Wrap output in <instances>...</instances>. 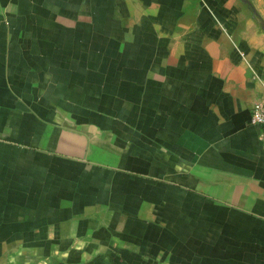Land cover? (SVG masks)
Here are the masks:
<instances>
[{"label":"crops","instance_id":"0c3cea01","mask_svg":"<svg viewBox=\"0 0 264 264\" xmlns=\"http://www.w3.org/2000/svg\"><path fill=\"white\" fill-rule=\"evenodd\" d=\"M260 0H0V264H264Z\"/></svg>","mask_w":264,"mask_h":264},{"label":"built area","instance_id":"2783aa9c","mask_svg":"<svg viewBox=\"0 0 264 264\" xmlns=\"http://www.w3.org/2000/svg\"><path fill=\"white\" fill-rule=\"evenodd\" d=\"M248 122L260 127L258 139L264 145V83L260 84V89L251 98Z\"/></svg>","mask_w":264,"mask_h":264},{"label":"rangeland","instance_id":"374dc122","mask_svg":"<svg viewBox=\"0 0 264 264\" xmlns=\"http://www.w3.org/2000/svg\"><path fill=\"white\" fill-rule=\"evenodd\" d=\"M254 18L257 24L263 28L264 32V0H260V3L255 8Z\"/></svg>","mask_w":264,"mask_h":264}]
</instances>
